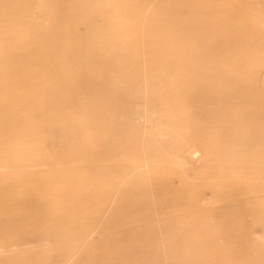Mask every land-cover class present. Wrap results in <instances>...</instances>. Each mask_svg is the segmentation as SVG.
<instances>
[{
    "label": "rangeland",
    "instance_id": "1",
    "mask_svg": "<svg viewBox=\"0 0 264 264\" xmlns=\"http://www.w3.org/2000/svg\"><path fill=\"white\" fill-rule=\"evenodd\" d=\"M0 264H264V0H0Z\"/></svg>",
    "mask_w": 264,
    "mask_h": 264
},
{
    "label": "bare ground",
    "instance_id": "2",
    "mask_svg": "<svg viewBox=\"0 0 264 264\" xmlns=\"http://www.w3.org/2000/svg\"><path fill=\"white\" fill-rule=\"evenodd\" d=\"M258 3V2H257ZM258 4H260V3H258ZM162 134V133H161ZM158 137H161V136H159V133H158ZM196 151H199V150H196L195 149V151L194 152H192V153H190V157L192 158L193 156H195L194 154L196 153ZM189 153V152H188ZM199 153V152H198ZM197 154V153H196ZM182 157V158H181ZM180 158H178V160H179V162H182V161H184L186 158L184 157V156H181ZM177 158V157H176ZM183 163H185V161L183 162ZM175 165H176V162H175ZM180 168V167H179Z\"/></svg>",
    "mask_w": 264,
    "mask_h": 264
}]
</instances>
